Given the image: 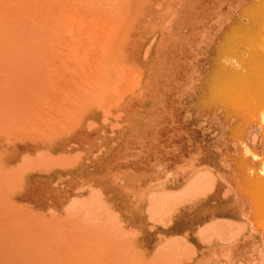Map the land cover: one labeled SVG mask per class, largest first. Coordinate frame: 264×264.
Masks as SVG:
<instances>
[{
  "label": "bare ground",
  "instance_id": "6f19581e",
  "mask_svg": "<svg viewBox=\"0 0 264 264\" xmlns=\"http://www.w3.org/2000/svg\"><path fill=\"white\" fill-rule=\"evenodd\" d=\"M29 2L30 4L32 3V1ZM111 4H108L110 10L108 9L109 11L104 14L103 17H101V15L100 17H93L92 19L85 21L87 29L98 25V27H96L97 29L95 30H99V33L96 34L97 36L92 38L95 45L93 50L94 52L89 55V61L87 64L83 63L84 65L82 64V66L87 67V76H90L91 78L93 77L94 81L98 78L103 79V82L105 83L104 86L107 91V95H104L105 99L103 100L105 101V106L114 105L119 112L118 114L120 115V118L125 117L132 119L131 122L134 124L136 121H138L139 117L146 118V113L150 112L152 116L149 121H151L153 124L157 123L155 126L161 133V141H171L173 144H180L183 148H185L184 154L181 155V157H184L183 163L179 167L180 171H176V173L170 177L171 180L169 181L172 186H174L175 183H183V192L185 193V196H183L176 207L175 201L172 200L173 202L169 210L170 228H168V230L174 232L180 229L181 231L189 233V235L185 236L186 238H184L186 239L185 244L183 243L181 246H176L177 241L174 244V246L177 248V255L175 253L173 255L179 257L180 264H204L203 257L199 256L198 249L193 245L194 240L192 234L195 232L200 234L198 236H202L201 230L203 228H215L221 229L222 231L224 228V226H222L223 228L220 226L222 222H219L220 227H217L215 224L217 220L215 217L217 215L230 216L231 210V212L233 211L234 216L237 218H244L248 214L247 211L250 206L251 199H253L257 204V206L255 205V207H257L256 211L258 215L256 218L259 219V221H257L260 224V228L261 226L264 228V165L261 166L262 168L258 167L260 169L257 175L251 176L254 174V169L256 166L255 161L257 157L255 156L260 155V160H263L264 163V4L260 1L254 0H117L116 4H114L116 5L114 9H112ZM4 6L5 5H3V8ZM28 6L31 7V5H27L26 7L28 8ZM106 6L107 5H105L104 8L107 9ZM57 9L54 8V10ZM37 10L40 11V9ZM45 11L43 10V13ZM23 12H25V10ZM37 13L40 16V13ZM52 13H49L50 16ZM83 17L84 16H82V18ZM11 18L12 17H10V19ZM40 18L41 17H39V19ZM45 20L47 21V19ZM31 25L27 26L30 27ZM24 27V29L27 28L25 25ZM44 27H46V29L42 30L44 31V35H42L43 38L40 37V41L42 43L46 41V37L49 39L48 27L50 26L45 25ZM74 28L77 27L73 26V30ZM34 32L36 31L34 30ZM29 34L31 35V33ZM49 34L51 35V33ZM9 37L12 36L10 35ZM15 38L14 39L17 40V37ZM56 38L58 39V37ZM18 39L23 42L22 39ZM37 39H39V37ZM10 42L8 41L9 44H12ZM63 42L64 45L67 44V41ZM81 43L82 42H77V44ZM34 44L32 42L31 47L33 48H28V51H26V49L24 50L25 54L22 52V61L18 66H13L15 68H12L11 74L9 73L11 77H7L9 75L5 77L13 79L15 78L16 80L19 79L20 81L27 80V83L28 81L35 83H29V85H31L28 88H24L19 84L20 82L17 83L19 84L18 86L13 85L12 87L10 81L11 87H8L11 90L8 91L6 98L7 101L0 100V112H4L5 106L11 108L12 111L9 109L8 112L15 113L16 111L24 110L25 108L22 107V104L12 105L9 100L10 97L18 95L31 96L29 98L32 100H29V104L26 103L27 109L30 107H34L36 109L42 108L44 104H42L40 100H33V97L38 98L40 96H44L51 90L46 89V86L44 84H40V81L47 80L48 76L51 75V71V73L54 72L52 74H55L52 75L53 79L57 76H62L60 79H63H61L58 84L64 86V82H67V80H64L65 76L63 75L66 74L63 73L61 75L59 73L60 64L62 67V65L66 66L69 63L75 64L74 66H77L79 63V58L74 60L69 58V54L65 53V47L63 50L64 53H61L55 49H52V47H42L40 45L35 46ZM6 45L7 44H5V46ZM7 46L5 49L8 48ZM19 47H21V44ZM24 48L27 47L24 45ZM79 49L80 48L78 46V50ZM8 51H6V53ZM14 54L12 53V56ZM15 55L13 56L14 58L16 57ZM7 56H5V58ZM11 59L12 57L8 59L9 62L12 61ZM81 61L85 62L83 60ZM2 65L3 67L0 66V70L5 67L4 63ZM49 66L52 68H47ZM11 67L12 66H10V68ZM73 69L75 72L77 71L76 68ZM7 71L9 72L10 69L8 68ZM7 73L5 72V74ZM87 81L90 82V80ZM114 85L116 86V94L112 93ZM70 88H73V86H70ZM5 89L8 90L7 87H5ZM57 92L59 91L55 90V93ZM4 93L6 94L7 91ZM4 93L2 92V94ZM57 101L58 100H56V102ZM141 102H143L142 106ZM53 104L51 105L53 106ZM59 104L56 103L55 105ZM174 108H176V110H172ZM103 113H106L102 115L106 121L107 119L105 118V115H109V109ZM244 115H246V119L244 118ZM11 117L15 118L13 116ZM17 117L18 116H16V118ZM179 117H181V120L178 121L177 119ZM2 119L5 118L1 117L0 124L5 125L7 121L6 123H3ZM17 119H21V117ZM110 125L111 124L109 123V128ZM168 130L173 132L172 135L166 134ZM16 133L19 135L20 132L17 131ZM228 134H230L229 138H232L233 141L238 145L241 143L245 144L246 142L244 139L249 135L252 136H250L249 139L252 138L253 143H257V147H252L249 149L246 148V151H248L252 157V162L249 166H244V164L239 160V157L241 158L243 153H236L239 156L237 157V155L230 151V148L225 149V141L228 137ZM169 137L171 140L168 139ZM260 137L262 141L259 140ZM216 142L220 145L224 144V147L221 146L222 149L216 150L215 152H210L211 150H209V146H212ZM241 148H243V145H241ZM24 155L25 154H23L22 157H24ZM217 159H220V162H222L221 165L217 163ZM229 161H231V163H228ZM257 161L258 163L261 162V164H263L262 161ZM160 167L157 168L159 169ZM10 169L11 168H8V170ZM8 170L7 172L9 173L10 171ZM205 171H208V173L206 174ZM212 171L218 175L220 178L219 180L215 179V176L214 180L209 178V176L211 177L212 175L210 173ZM221 179L223 182H221ZM160 183V180L154 183L156 184V188L161 185ZM9 185L11 187V184ZM219 185L229 187L232 185L236 186V195L230 202L214 206L216 204H213V201L218 199L216 192ZM7 187L10 188L9 186ZM15 188L16 187H14V189ZM179 189L177 188L176 190ZM97 190L98 189L95 191ZM176 190L173 191L168 189L167 192L164 193H167L168 195L169 193H176ZM180 190L182 191V189ZM73 191L75 190L73 189ZM163 191L160 193L153 191L156 192L154 194L155 196L156 194L157 196H162H160V199L156 197V199L158 198L161 200V202L166 198L165 197L162 199L166 195H163ZM181 191H178L177 193L182 195ZM222 191H225L224 188ZM228 191V194H231L229 188ZM10 192L12 191L10 190ZM97 192L99 193V191ZM177 193L173 194L174 200H176L180 195L178 194L177 196ZM221 193L222 199V195L225 192ZM88 195H86V197ZM148 195L153 198L152 192ZM63 196L65 195L56 196L55 199H57V205H60L64 202L65 197ZM169 196L170 195H168V197ZM98 197L100 199L103 196L101 197L99 195ZM70 198L68 199L72 202L73 199L71 200ZM151 198H148V202L153 201ZM158 199L156 200L157 202H155V206L158 205L159 207L160 205L161 207L163 203L161 204L160 202V204H157L159 202ZM84 200L81 199V202H84ZM0 201L3 202H0V205L1 203L4 204L5 202L1 199ZM74 201L72 203H76ZM96 201L98 200L96 199ZM164 202L166 205L167 202ZM69 203L65 204L64 207H67L65 210H68L71 206L74 208V204ZM68 205H70L69 208ZM3 206L4 205H2V209H0V264H91L89 262L92 257H94L96 254L98 255V253L103 250L102 247L88 246L87 241L69 238L74 237L76 231H73L74 234H72V231L70 232L68 230H64L63 226H66L67 224L63 225L62 222L65 223V221L61 222L63 225V230H58V233H56L55 227L47 226L44 223L36 220L35 217H33L36 214H33V212L31 213L32 217L31 215L27 216L25 213L28 211L25 209V213H23L27 217H21V213L18 216L17 214H19V211L21 212L23 210L18 211L15 207L16 209L14 210L17 211V214H15L16 211L13 213L8 209L9 207L7 210L3 208ZM155 206H151L150 209H157L158 207ZM72 207L68 210L71 211L69 213H72V211L75 212L74 209L76 207L71 210ZM148 207L149 204L146 206V209H148L149 212ZM62 208L63 207H61V209ZM83 208L85 209V207ZM87 210L88 209H86V213L84 212L83 214L85 216L83 221H85L86 225L88 220ZM164 210L166 209L162 208V212H164ZM154 211L156 212L157 210L154 209ZM77 212L79 214V211ZM90 212L88 210V214ZM67 213L66 211L64 213L66 216V221L68 218L67 216H69V213L68 215ZM76 213H73V216H75ZM91 213H93L94 216V212ZM149 214L150 213H148V215ZM180 216H182V220ZM55 217L56 216H54V219H51V221L56 220ZM69 218H71V216ZM89 222L93 223L91 220ZM223 222L225 223L226 221ZM231 223L233 224V221ZM235 225L237 226V224ZM98 226L102 227L100 224ZM150 226H152V224ZM243 226L245 227V225ZM83 227L87 228V226ZM83 227H81V232ZM128 227L130 228V226ZM228 227H226V232L228 231L229 233ZM194 229L196 231H194ZM236 229L238 230H235V232L240 230L239 225L238 228L236 227ZM83 232L81 234H83ZM214 232L215 231H212L210 233ZM206 233L208 234V230ZM162 235L164 236V233ZM182 236L183 235H181V237ZM204 236H206V234ZM158 237L161 238L160 236ZM167 237H170V235ZM219 237L217 239H219ZM232 238L237 239L235 235ZM222 240L219 241L221 242ZM161 243L160 244L162 246L164 242ZM165 244H167L166 241ZM244 247L245 244L241 243L236 247V249L239 252L240 250H243ZM259 248L261 249V247ZM259 248H256L257 251H259ZM218 251H221V249ZM108 252L110 253V250ZM99 254L102 255L101 253ZM259 255L252 264H264V253L260 256ZM113 258L114 256L111 259ZM111 259L110 261L113 262ZM222 263L224 264V262ZM240 263H243L242 259L240 260ZM94 264L104 263H96L95 261ZM172 264L175 263L172 262Z\"/></svg>",
  "mask_w": 264,
  "mask_h": 264
},
{
  "label": "rangeland",
  "instance_id": "374dc122",
  "mask_svg": "<svg viewBox=\"0 0 264 264\" xmlns=\"http://www.w3.org/2000/svg\"><path fill=\"white\" fill-rule=\"evenodd\" d=\"M27 1H32V3L30 4V2L28 3ZM254 1H260L264 4V0ZM116 2L117 0H0V66L3 67L2 64L4 63L5 67H8L10 69L9 72L7 71L8 68L5 67L3 68L4 70H0V100L7 101L6 98L8 91L11 90L8 86L11 87L12 85L13 87V85L18 86L20 84L24 88H28L31 85H29V83H35L30 81H28L27 83V80L20 81L19 79L16 80L15 78H7L11 77V70L12 68H15L13 66H18L19 63H21L23 54L22 52H24L25 49L26 51H28L29 49L33 48L31 47L32 42L33 44L35 43V46L40 45L42 47H52V49H55L61 53H64L63 50L65 47V53L69 54L70 59L74 60L76 58H79V63L77 66H74L75 64L69 63L66 66L62 65L61 67L60 64L59 73L61 75L63 73L66 74L63 75L65 76L64 80H67V82H64V86L58 84L61 79H63H60V77L62 76L56 77L60 80H57L56 78L53 79L52 75L55 74H52L54 72L51 73V71V75H48L52 79L48 76L47 80L40 81V84H44L46 86V89L51 90H49L50 92L48 94L46 93V91V94L44 96H40L38 98L33 97V100H40L42 104H44L42 108L36 109L34 107H30L27 109L26 103L29 102V100L31 99L29 97L31 96L18 95L10 97L9 100L12 105L22 104V107L25 108L24 110H19L15 113L8 112L9 109L10 111L12 110L10 107L5 106V110L8 113L5 110L4 112H0V119L1 117L5 118L2 119L3 123H6L7 121L5 125L0 124V199L5 201L4 204H2V201H0L2 202L0 205V209H2L1 206L4 205L5 207L3 206V208L7 209L9 207L8 209L13 213L16 211L14 210L16 208L18 211L23 210L21 212L19 211V214H17V211L15 212L17 216L21 213V217L30 216L33 212V214H36L35 216H33L36 220L44 223L47 226L55 227L56 233H58V230H63V227L64 230H68L70 232L72 231V234H74V232L76 231L74 237L69 238L87 241L88 246L90 245L93 247L95 246L103 248V250H101L99 253L104 255L102 256L98 252H96L98 253V255L96 254L94 257H92L93 260L91 259L89 262L91 264H94L95 261L96 263L103 262L104 264H129V262L130 264L131 262L132 264H172V262L175 264H180L179 257H176L177 248L174 246V244L176 243V241V246H181L183 245V243L185 244L186 239L184 238H186L185 236H188L189 233L181 231L180 229L171 232L168 230V228H170V207L173 201H175L176 207L183 196H185V193L183 192L184 185L183 183H175V185L172 186L169 181L171 180L170 177H172V175L176 173V171H180L179 167L182 165L184 157H181V155L184 154L185 148H183L180 144H173L171 141H161V133L155 126L157 125V123L153 124L151 123V121H149L152 116L150 112L146 113V118L139 117L138 121H136L134 124H132L131 122L132 119L125 117L120 118V115L118 114L119 112L114 105L105 106V101L103 100L105 99L104 95H107V91L104 86L105 83L103 82V79L98 78L94 81L93 77L91 78L90 76H87V67L82 66L83 63L87 64V62L89 61V55L94 52L93 50L95 45L92 38L97 36L96 34L99 33V30H95L97 29L96 27H98V25L87 29L85 21H88L93 17H100L101 15V17H103L104 14H106L110 10L108 4L110 5L112 3L111 6L112 9H114L116 6L114 4H116ZM33 4H35L36 6ZM3 5H5L4 8L7 5L8 6L4 9ZM27 5H31V7L28 6L27 8ZM105 5H107V9L104 8ZM11 8L14 10H12ZM54 8L58 9L54 10ZM37 9H40V11L42 10L41 13ZM24 10L25 12H23ZM43 10H46V16L45 12L43 13ZM37 12L40 13V16ZM49 13H52V15L50 16ZM34 14L37 16H35ZM81 15L84 17L86 15V17L82 18ZM38 16L41 18L39 19ZM43 16L45 19H47V21L43 18ZM10 17L12 18L10 19ZM18 23L21 24V27ZM15 24L18 26H16ZM24 25L28 30L24 29ZM27 25L31 26L28 27ZM45 25L50 26L48 27L49 39H47L48 37H46V41L42 43L40 39L43 38L42 35H44V31L42 30L46 29V27H44ZM73 26L77 28H74L73 30ZM34 30L36 32H34ZM29 33H31V35ZM49 33H51V35ZM10 35L12 37H9ZM13 36L14 38L17 37V40H15L16 38L14 39ZM36 37H39V39H37ZM56 37H58V39ZM18 38L22 39L23 42ZM8 41H12L10 42L12 44H9ZM63 41H67V44L64 45ZM77 42L82 43L77 44ZM5 44L8 45H6L8 47L6 48L7 50L5 49ZM20 44L21 47H19ZM24 45L27 48H24ZM78 46L81 53L78 50ZM82 46L85 47L83 48ZM6 51L8 52L6 53ZM15 51L17 54L15 53ZM12 53L16 54H14L16 56L15 58L13 57L14 55L12 56ZM5 56H7L8 58H5ZM10 57H12V61L9 62L8 59ZM81 60L85 62H82ZM10 66L12 67L10 68ZM47 68L52 67L49 66ZM73 68H76L77 71L75 72ZM5 72L8 73L5 74ZM87 80H90L91 83ZM70 86H73V88H70ZM5 87H7L8 90L5 89ZM55 90H58L59 92L55 93ZM6 91L7 93L5 94L4 92ZM2 92L4 94H2ZM112 93L116 94L115 85L113 87ZM55 98L56 100H58L57 102ZM55 102L57 104H60L55 105ZM49 104H53V106H50ZM142 104L143 102H141V106ZM176 108L172 110H176ZM107 109H109V115H105V118L108 120L105 121L103 118L104 116L102 115L106 114L103 112L107 111ZM11 116L15 118L16 116H18L17 118L21 117V119H15ZM245 117L246 115H244V118ZM177 120H181V117H179ZM109 123L112 125H110V128ZM170 130H168V132L166 133L167 135H172L173 130ZM17 131L20 132L19 135L18 133H16ZM250 136L251 135L244 139L246 145L242 143L238 145L237 143H235L232 138H229L230 134H228V137L225 141L227 145H225V149L230 148L231 150H229L232 151V153L235 155H237L236 153L238 152L243 153L241 155V158L238 155L237 157H239L240 162L243 163L244 166L246 165V167L249 166L252 162L251 154H249V152L246 150L252 147H257V143H253L252 138L249 139ZM170 137L168 138L169 140H171ZM259 140L262 141L261 137L259 138ZM251 141L253 144L251 143ZM241 145H243L244 149L241 148ZM221 146L224 147V144L220 145L216 142L212 146H209V150H211L210 152H215L216 150L222 149ZM23 154H25L24 157H22ZM39 156L42 160L39 158ZM255 157H257L255 161L256 166L254 169V174L251 176L257 175L259 169L262 168L261 166L264 165L263 160H260V155ZM257 160L262 161L263 164H261V162L258 163ZM217 163L221 165L222 162H220V159H217ZM228 163H231V161H229ZM157 167L160 168L158 169ZM8 168L11 169L8 170ZM7 170L10 172L8 173ZM208 171H205V173L207 174ZM210 173L212 174L211 177L209 176L210 174L208 175L210 179L212 178V180H214V176L215 179H220L214 171ZM158 180L161 181V185L156 188V184L154 183H156ZM13 181L15 182V184ZM221 182H223L222 179ZM9 184H11V187ZM7 186H9L10 188H8ZM14 187L16 188L14 189ZM177 188L182 189V191L180 189L176 190ZM223 188L225 191H222ZM228 188L231 194H228ZM73 189L75 191H73ZM94 189H98L97 191H99V193ZM166 189L173 191L176 190L177 192L181 191L182 195L176 192L177 196L178 194H180L181 196L179 195L180 197L178 196L177 199L175 198L176 200H174L173 194L176 193L168 192V195H170L168 197L167 193H164L167 192ZM10 190L12 192H10ZM153 191H156L157 193L163 191V195H166L162 199H164L165 197L166 198L161 202V200L159 199L162 196L159 194V196H157V194L155 196L154 194L156 192ZM151 192L153 193V198L148 195L151 194ZM221 192H225L222 195V199ZM92 194L94 197L92 196ZM216 194L218 196V199L216 201H213V204H216L214 206L228 203L236 195V186L232 185L229 187L219 185L217 187ZM57 195H65L63 196L65 197V200L60 205L56 204L57 199L55 198ZM86 195L88 196L86 197ZM99 195L101 197L103 196L102 198H100L102 200L99 199ZM156 197L159 198H157L159 201L157 204H160V202L161 204L163 203V207L162 205L161 207L163 209H166L167 212L166 210L162 212V208L160 207V205L159 207L158 205L155 206V202H157ZM68 198H70L71 200L73 199V201L75 200L74 202L76 203H72L73 201H69ZM80 198L82 200L85 199L84 202H81ZM148 198H151V200L153 201L149 199L151 202H148ZM88 199L92 201H89ZM96 199L98 201H96ZM164 201L167 202V206L165 205ZM69 202L74 204V208H77L74 209L71 206V210L74 209L75 212L72 211V213H69L71 212L68 211L71 208H69L70 205H68L69 209L65 210V208L67 207L64 206ZM96 202H98L99 204ZM254 202L255 201L251 199L250 206L247 211L248 214L247 216H245L246 218H237L236 216H234V213L233 211L231 212V210L230 216L217 215L215 217L217 218L215 224L217 227L224 226L225 229L222 227V231L221 229L215 228H203L204 231L203 229L201 230L203 236L202 237L198 236L200 234L195 233L194 231L196 230L194 229V233H191L194 240L193 245L198 249L199 256L203 257L204 264H223L222 262H224V264H252L255 262V259L259 254L262 255L264 253V228L262 226L260 228V224L258 222L259 219L256 218L258 217L256 211L257 207H255V205L257 206V204L256 202ZM148 204L149 212L148 209H146V206H148ZM151 206L158 207L157 209L154 208L157 211L155 212L153 208L150 209ZM61 207L63 208L61 209ZM83 207H85V209ZM92 207L95 209H93ZM25 209L30 213H25ZM86 209H88L89 212H94L93 216V213L90 212L88 214L87 210V219L89 221H93L94 224L87 220L86 225L85 221H83L85 217L83 214L84 212L86 213ZM65 211L66 213L68 211L69 216L67 217L69 218L71 216V218H69V220L72 219L71 221H69L68 218L66 221V216L64 214ZM77 211H79V214ZM73 213H76V215L73 216ZM148 213H150V216L148 215ZM54 216H56V220L51 221V219H54ZM181 217L182 216H180V218ZM148 218L153 222H151ZM222 220L228 222L229 225L231 224L232 227L231 225L229 226L228 223H224ZM62 221H65V223ZM232 221L233 224L231 223ZM61 222L63 223V225L67 224L68 226H63ZM219 222H222L220 226ZM96 223L98 225H102V227L98 226ZM151 224L155 227L150 226ZM235 224H237V226ZM238 225L241 230L239 231L241 233L239 231L235 232V230H238L236 229V227L238 228ZM243 225H245V227ZM83 226H87V228ZM128 226H130V228ZM81 227H83L82 232H85H83V234H81ZM226 227H228L230 234L228 233V231L226 232ZM207 230L208 234L206 233ZM212 231H215L216 233H210ZM230 231L232 232V234ZM163 233L164 236L162 235ZM175 233L178 236H176ZM205 234L206 236H204ZM213 234L215 235V237ZM218 234L219 236H221L219 237ZM168 235H170V237H167ZM171 235L173 238L171 237ZM181 235L183 236L181 237ZM234 235L235 237H237V239L232 238ZM158 236H160L161 238H159ZM218 237L219 239H217ZM219 240L222 241L220 242ZM165 241L167 244H165ZM161 242H164L162 246ZM241 243L245 244V247L243 248V250H240L238 252L236 247ZM170 245L173 246L171 247ZM128 247L130 250L128 249ZM257 247H261V249L259 248V251H257ZM219 249H221V251H218ZM109 250L110 253L108 252ZM174 253L176 254L175 256L173 255ZM111 256H114V258L111 259ZM104 257L106 258V260ZM110 259L113 260V262L110 261ZM241 259L243 263H240Z\"/></svg>",
  "mask_w": 264,
  "mask_h": 264
}]
</instances>
